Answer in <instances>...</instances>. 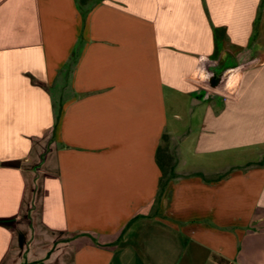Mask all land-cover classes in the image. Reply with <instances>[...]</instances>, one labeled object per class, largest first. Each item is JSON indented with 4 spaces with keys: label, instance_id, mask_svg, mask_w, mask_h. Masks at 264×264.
I'll list each match as a JSON object with an SVG mask.
<instances>
[{
    "label": "crops",
    "instance_id": "obj_1",
    "mask_svg": "<svg viewBox=\"0 0 264 264\" xmlns=\"http://www.w3.org/2000/svg\"><path fill=\"white\" fill-rule=\"evenodd\" d=\"M0 264H264V0H0Z\"/></svg>",
    "mask_w": 264,
    "mask_h": 264
},
{
    "label": "trees",
    "instance_id": "obj_2",
    "mask_svg": "<svg viewBox=\"0 0 264 264\" xmlns=\"http://www.w3.org/2000/svg\"><path fill=\"white\" fill-rule=\"evenodd\" d=\"M164 176H165V174H164Z\"/></svg>",
    "mask_w": 264,
    "mask_h": 264
}]
</instances>
